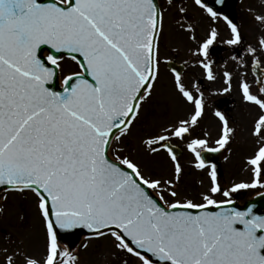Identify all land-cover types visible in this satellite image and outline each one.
I'll return each mask as SVG.
<instances>
[{"label": "snow or ice", "instance_id": "obj_1", "mask_svg": "<svg viewBox=\"0 0 264 264\" xmlns=\"http://www.w3.org/2000/svg\"><path fill=\"white\" fill-rule=\"evenodd\" d=\"M177 2L0 0V189L35 195L47 240L43 258L20 244L0 249L3 264H77L79 257L58 244V230L77 228L88 229L94 238L110 237L112 255L121 264H131L127 257L138 264H264V213L254 205L229 206L234 205L232 194L264 188V70L255 81L258 92L246 79L240 84L244 100L260 110L253 128L259 144L247 161L251 182L226 189L213 164L210 186L200 194L203 202L176 199L183 168L169 141L186 140L203 115L204 102L175 69L174 88L192 105V113L142 140L149 154L167 152L173 177L146 176L124 151L125 138L159 80L164 11ZM193 2L217 17L203 0ZM178 12L187 9L181 5ZM254 18L264 25V14ZM228 23L232 37L226 43L241 44L238 26ZM189 29L194 31L192 25ZM217 35L212 29L200 44L203 57ZM258 45L247 51L264 53V37ZM66 60L80 71L64 75L56 90L53 82ZM199 63L213 80L211 65ZM259 63L252 61L254 67ZM224 75L230 85L231 73ZM216 115L223 122L219 148H208V140L201 138L187 142L198 169L208 167L203 151H219L234 133L225 116ZM217 194L224 199H215ZM212 207L219 210H208ZM5 239L15 238L6 232Z\"/></svg>", "mask_w": 264, "mask_h": 264}, {"label": "rangeland", "instance_id": "obj_2", "mask_svg": "<svg viewBox=\"0 0 264 264\" xmlns=\"http://www.w3.org/2000/svg\"><path fill=\"white\" fill-rule=\"evenodd\" d=\"M163 1L160 0L162 5ZM183 5L186 13H179L178 8ZM239 8L251 19L249 22L240 25L238 28L242 34V42L245 45L259 49L258 39L264 37V25H261L254 17L257 14H264V0H240ZM202 8L194 4L193 0H178L174 7L164 11V26L159 38L160 75L155 85L151 100L144 105L140 119L132 128L131 134L125 138L124 151L139 163L146 176L152 178H171L174 175V166L167 152L161 150L158 154L152 155L145 150L142 140L149 134L162 132L163 127L175 123L178 118H189L192 113V105L186 103L176 92L173 84V74L165 68V61L174 59L185 65L182 79L186 87L193 91L194 95L203 94L204 112L198 121V125L190 130L186 140L172 138L171 141L178 145V141L185 145L194 138L208 140L207 147H219L216 140L219 139L223 122L216 115L220 112L228 120L229 127L234 129L231 134L224 161L217 170L218 179L224 188H230L234 183L251 182L252 171L248 159L254 154L259 144V138L253 135L255 121L259 109L245 101L241 92L240 84L246 79L252 86L253 93L258 92L255 87L254 78L250 73L248 65L252 59H256L264 68V53L257 52L253 55L247 52L242 62L234 60L230 50L235 45L226 43L232 37L230 26L223 20L216 17L212 20ZM192 25L194 31L189 29ZM215 29L218 33L213 45L220 47L221 51H215L207 58L200 54L199 46L208 37L210 31ZM193 37H195L193 39ZM210 53V52H209ZM220 56V60H215ZM205 60L212 67L214 79L207 78V72L199 63ZM219 61L216 63L215 61ZM70 71H80L76 63L66 60L64 69L60 73V81ZM225 72L231 73V84L226 80ZM199 88V92L196 89ZM228 88V91H225ZM228 97V98H227ZM222 99L220 105H217ZM230 102L228 105L227 102ZM232 101L234 103H232ZM175 144V145H176ZM180 147V146H179ZM183 168V174L175 190L179 192L176 199H192L200 203V194L206 192L210 186L208 175L210 167L198 169L195 167L197 161L195 155L185 149L177 157ZM264 191V188L244 189L232 194L233 201L243 203L246 199ZM7 194L10 198L18 197L17 192H2L0 198ZM33 202L36 197L33 193H21ZM166 199L171 202L173 198L165 194ZM217 200L224 199L217 194ZM36 216L34 225L37 229L34 232V241L37 246V253L43 251L45 245L43 218L37 207H34ZM15 212V211H14ZM33 213V211H32ZM114 249L110 237L82 238L80 247L77 249V264H121V260L113 256ZM123 255V254H121ZM131 264H138L134 257H127Z\"/></svg>", "mask_w": 264, "mask_h": 264}, {"label": "flooded vegetation", "instance_id": "obj_3", "mask_svg": "<svg viewBox=\"0 0 264 264\" xmlns=\"http://www.w3.org/2000/svg\"><path fill=\"white\" fill-rule=\"evenodd\" d=\"M200 8H202V10L206 12L204 7H200ZM206 14L212 20H214V18H212L207 12ZM217 17L221 18L219 16ZM250 19L251 18L248 17V15L245 14L242 15L241 13V21L244 24L246 22L248 23ZM247 47L248 45L243 44V42L241 44H238L237 46L236 45L233 46L230 52H232L233 54L232 56L234 60L238 62H242V59H244V55L248 52ZM215 51L221 54L220 53L221 49L219 46L217 45L210 46L209 55L212 56ZM215 60H220V56ZM253 60L256 59L254 58L251 60V63L248 65L249 69L252 65ZM215 62L218 63L219 61H215ZM255 87L258 89L257 85ZM229 103L230 102L228 101L226 104ZM232 103L234 102L232 101ZM172 143L176 144L175 142ZM178 145L180 146L182 151H185V149H187V144L182 145L181 142L178 141ZM17 195L19 196L15 198H10L7 196V194H5L3 197L0 198V206H3L4 208L3 214H0V249L8 248L9 250H11L12 248L17 247V245L20 244L22 248H24L27 252H29L33 256L37 258H43L46 254V243H47L46 231H44L45 245L41 247L42 248L41 250L43 251L37 253V246H36V242L34 241V232L36 235V231H37L34 225L35 216H36L34 207L35 206L37 207V203L35 202V200L33 202L32 198H29L19 192H17ZM5 196H7L6 200L4 199ZM6 232L11 234L15 239L11 241L6 240L5 239ZM21 241L22 244L20 243ZM3 260H4L3 252L0 251V264H3Z\"/></svg>", "mask_w": 264, "mask_h": 264}, {"label": "water", "instance_id": "obj_4", "mask_svg": "<svg viewBox=\"0 0 264 264\" xmlns=\"http://www.w3.org/2000/svg\"><path fill=\"white\" fill-rule=\"evenodd\" d=\"M203 3L210 5L212 8H214L218 12H222L230 20L234 21V9H233L232 3L229 2L228 0H222V2H218V0H203ZM167 66L171 68L172 70L175 69L178 72H181L182 70V66L175 65V63L173 62H169ZM252 70H253V73L256 75V78L259 77L262 71V69H260L259 66L258 67L252 66ZM53 87H55L56 90H61L60 85H59V79L53 82ZM173 148L175 149L177 155H179L178 148L174 146ZM225 154H226V151L224 149L217 151L216 154L210 153L209 155L204 156L206 160L205 162L206 163L210 162L217 167L218 164L223 160ZM0 191H2V189H0ZM246 205L247 206L254 205L257 209L260 210L261 213H264V192L255 196L252 199L246 200L243 203L234 201V205H229V206H236L240 208L241 210H243ZM208 210L218 211L219 209L212 207V208H209ZM85 236H92V234L89 232L88 229L77 228V229L71 230L70 232H66L64 230H58V242L60 244L65 245L70 250L74 249L79 243L80 239Z\"/></svg>", "mask_w": 264, "mask_h": 264}]
</instances>
